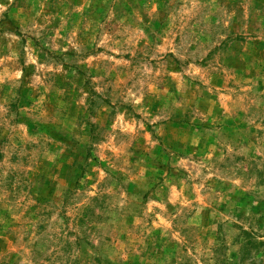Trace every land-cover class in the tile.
<instances>
[{
  "label": "rangeland",
  "instance_id": "1",
  "mask_svg": "<svg viewBox=\"0 0 264 264\" xmlns=\"http://www.w3.org/2000/svg\"><path fill=\"white\" fill-rule=\"evenodd\" d=\"M0 264H264V0H0Z\"/></svg>",
  "mask_w": 264,
  "mask_h": 264
}]
</instances>
